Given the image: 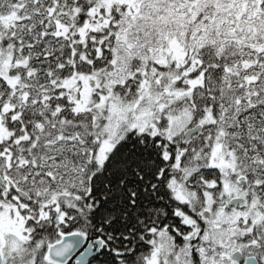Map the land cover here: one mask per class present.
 <instances>
[{
  "label": "snow or ice",
  "instance_id": "1",
  "mask_svg": "<svg viewBox=\"0 0 264 264\" xmlns=\"http://www.w3.org/2000/svg\"><path fill=\"white\" fill-rule=\"evenodd\" d=\"M0 264H264V0H0Z\"/></svg>",
  "mask_w": 264,
  "mask_h": 264
}]
</instances>
